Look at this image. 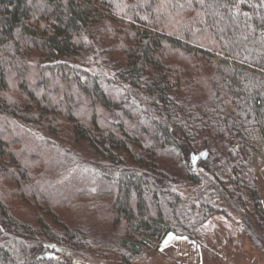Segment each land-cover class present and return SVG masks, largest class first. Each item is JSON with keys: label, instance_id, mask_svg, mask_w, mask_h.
<instances>
[{"label": "trees", "instance_id": "obj_1", "mask_svg": "<svg viewBox=\"0 0 264 264\" xmlns=\"http://www.w3.org/2000/svg\"><path fill=\"white\" fill-rule=\"evenodd\" d=\"M96 23L121 56L112 76L63 59L86 50L84 31ZM161 48L204 59L212 71L203 80L195 68L181 77L183 67L167 65ZM9 83L22 102L4 95ZM28 124L87 143L109 174L59 184L60 162ZM251 127L264 144V0H0V165L14 181L12 193L51 207L85 198L90 209L104 210L94 214L99 221L109 216L122 226L112 237L102 223L92 232L85 217L52 227L37 214L17 215L0 188V264H86L78 259L88 255L93 236L105 235L130 264L168 232L194 238L217 213L233 220L211 194L239 214L233 221L260 248L240 205L246 190L264 223ZM200 135L215 145L196 152ZM218 139L229 145L226 152L216 148ZM32 163L43 167L33 174ZM178 166L192 183L205 184L194 199L177 192ZM40 244L77 261L37 255Z\"/></svg>", "mask_w": 264, "mask_h": 264}, {"label": "rangeland", "instance_id": "obj_2", "mask_svg": "<svg viewBox=\"0 0 264 264\" xmlns=\"http://www.w3.org/2000/svg\"><path fill=\"white\" fill-rule=\"evenodd\" d=\"M83 38L89 45L86 50L78 55H71L63 59L75 66L84 67L92 71H100L106 76H112L116 70L113 62L120 61L121 56L117 49L111 48V36L105 32L103 24L96 23V25L88 26L84 31ZM32 53L36 54L38 52L33 50ZM161 53H163V59L167 65L183 67L185 73L181 77H186L188 75L187 73L192 72L195 68V70L199 72L200 79L203 80V78L209 76V73L212 71V67H210L208 62L204 61V59L193 57L192 55L183 56L181 55L182 53L180 50L161 48ZM116 88L117 87L114 88L115 91L118 90H116ZM4 95L8 97V99H14L19 102L24 100V96L18 92L15 83H9ZM55 115L60 119L61 123L66 122L65 118L59 112H56ZM66 124L68 128L71 127L69 123ZM27 128L33 138L46 142L43 146L49 147L51 152H53L57 160L60 162L61 173H59V184H63V182L66 185L80 184L81 182L89 181L90 178H102L107 173L109 174L107 169H103V167H108L106 166L107 161L98 156L93 149L88 147L87 143L74 141L70 136L63 133L60 135L51 134L37 125L28 124ZM248 129L251 130V134L249 133V139L253 148L251 155V168L255 176L254 178L256 179L259 206L264 211V144L255 130H252L254 129L253 127ZM65 131L69 132L67 129H65ZM207 139L209 138L200 135L198 139L195 140L196 152H206L207 149L205 146L208 145V143L215 145L213 142H206ZM218 140H215L218 144H216V148L221 152H226V150L229 149V145L222 146L220 140ZM13 148L20 150L21 146L16 144ZM216 162L218 163V161ZM220 166L223 167V165ZM42 167L43 166H40L39 164L34 165L32 163L29 171L35 174ZM220 168L216 169L217 174L222 180L226 181L225 174H222L224 170L221 171ZM3 169L4 166L0 165V188L3 198L11 210L17 215L29 216V218H32V215L37 214L41 217L43 222L52 227H57L56 225L62 226V224L65 223L72 226L79 222H83L84 220H82V218L85 217L91 219L94 224V228H91L92 232L96 233L100 227L98 224L102 223V226L105 228L109 227L110 233H108V235L111 237L114 235L113 232H119L122 229L120 224L111 225L112 222L110 221L109 216L105 217L102 221H99V219L94 217V214H100L104 210L102 208L90 209L85 198L72 200L66 206L51 207L48 203L35 202L31 198L20 197L13 194L12 189L14 187V181L3 172ZM167 171L169 172V170H166V172ZM175 171L177 175L176 179L178 181L177 192H179L181 198L187 196L188 199H194V190L204 189L205 184L192 183L188 180L186 173L179 166ZM227 186H229V184H227ZM242 195L244 196V199L243 203L240 204L243 206L241 207V213L246 217L249 223L247 226L253 230L251 233H253L255 237V244L264 251V223L260 224V221H258L256 217V211L258 209L254 207L248 192L242 190ZM211 196L212 200L217 203L219 207L223 208L225 211L227 210V213L231 215L233 220H241L239 214H237L232 208L225 206L220 197L216 194H211ZM182 201L184 200L182 199ZM184 206L186 210L189 209L187 207L188 201ZM52 213H54L57 219L53 217ZM191 214L197 219L200 216V212L198 211H191ZM221 214L223 213L217 214L213 218L211 217L206 223L202 224L200 232L196 234V238H198L204 245H207V248H210L211 245H215L214 250L224 252L225 257H227V250L225 249L230 241L238 240V232L232 229L228 230L230 225L233 226L234 224L236 225V223L231 220L228 222ZM197 219H193L192 221L197 222ZM107 237L108 236L105 235L101 239H97V237L93 236V239L96 240L92 243L93 245L91 244L92 247L91 250H88V255H83V257L78 260H83L86 264H125L119 253H117L115 248L112 247L114 242ZM218 242H223L225 245L222 244L223 247L217 248L216 245H218ZM100 243L104 247V252L99 249ZM156 247L157 244H152L150 247L144 249L138 256H133L130 264H164L163 260L157 256ZM36 252L38 253L37 255L53 256L62 261L71 260L74 262L77 261L78 258L69 255L63 251L62 248L54 247L53 245L40 244L37 247Z\"/></svg>", "mask_w": 264, "mask_h": 264}, {"label": "crops", "instance_id": "obj_3", "mask_svg": "<svg viewBox=\"0 0 264 264\" xmlns=\"http://www.w3.org/2000/svg\"><path fill=\"white\" fill-rule=\"evenodd\" d=\"M217 214L211 217L213 218ZM221 215L228 222L230 220L234 222L229 217ZM231 229L238 232V240L228 243L225 249L227 257L224 252L215 251V245L207 248V245H204L196 237L191 238L173 232H168L159 242L157 256L163 260L164 264H264V251L255 246L237 224L230 225L228 230ZM217 244V248L225 245L223 242Z\"/></svg>", "mask_w": 264, "mask_h": 264}]
</instances>
